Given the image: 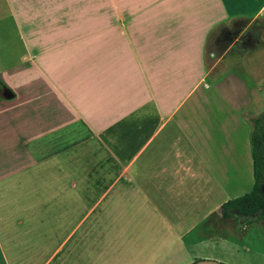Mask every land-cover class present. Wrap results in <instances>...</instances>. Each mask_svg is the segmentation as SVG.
<instances>
[{
	"label": "crops",
	"instance_id": "crops-1",
	"mask_svg": "<svg viewBox=\"0 0 264 264\" xmlns=\"http://www.w3.org/2000/svg\"><path fill=\"white\" fill-rule=\"evenodd\" d=\"M2 1L18 54L0 47V264L207 258L194 251L218 238L202 228L252 188L264 82L222 62L260 60L264 0ZM235 27L252 47L206 53ZM129 210L139 241L124 255L106 222Z\"/></svg>",
	"mask_w": 264,
	"mask_h": 264
},
{
	"label": "rangeland",
	"instance_id": "rangeland-1",
	"mask_svg": "<svg viewBox=\"0 0 264 264\" xmlns=\"http://www.w3.org/2000/svg\"><path fill=\"white\" fill-rule=\"evenodd\" d=\"M9 32L10 22L8 13L3 1L0 0V47L7 42V40H9L8 43L11 47H14L17 43L16 39H14V34H9ZM217 37L218 33L213 34L206 45V53H215L216 57L221 53V49L215 46ZM2 50L3 49L0 48V61L4 60V52ZM8 54L10 55V59H13L17 56L18 49H15V47L11 48ZM260 56V60L250 64L246 62L244 58L237 59L235 53H230L222 64L227 67L233 64L234 61L240 64V66H247L249 64L251 71L253 73L257 71L260 80L264 82V48ZM256 65L258 67L253 69ZM227 67L225 69L228 70ZM231 67L233 66L231 65ZM232 72L242 75V68L236 71L233 70ZM227 74L231 76L234 75L228 72ZM236 88H238V95H245L246 91L242 85L232 84L229 90H236ZM140 215L141 213L137 211H123L118 221H110L111 223L106 222L107 237L108 239L115 240L116 244L113 247H115V251L118 253H124L125 255L128 250L126 245L138 248V244L135 243L139 241L137 240L138 236H131V233L133 231V226L137 225L140 221ZM202 230L204 232V240H209L208 238H210V236H215L218 239H213V242L208 241V243H203L194 251L199 258L207 257L198 259V261L209 260L220 264H264V225L262 223L253 222L251 224H246L245 218L235 217L229 220H221L217 222V226L204 225ZM127 236L130 238L131 244H125V240L123 241ZM109 251L108 249V252ZM113 251L114 250L108 254V258L113 257ZM66 264H69V261H66Z\"/></svg>",
	"mask_w": 264,
	"mask_h": 264
},
{
	"label": "trees",
	"instance_id": "trees-1",
	"mask_svg": "<svg viewBox=\"0 0 264 264\" xmlns=\"http://www.w3.org/2000/svg\"><path fill=\"white\" fill-rule=\"evenodd\" d=\"M249 147L252 164V188L219 207V217L229 220L235 217L248 219L246 224L259 222L264 225V110L249 118Z\"/></svg>",
	"mask_w": 264,
	"mask_h": 264
},
{
	"label": "flooded vegetation",
	"instance_id": "flooded-vegetation-1",
	"mask_svg": "<svg viewBox=\"0 0 264 264\" xmlns=\"http://www.w3.org/2000/svg\"><path fill=\"white\" fill-rule=\"evenodd\" d=\"M254 29L249 28L242 31V28L235 27L231 31H224L216 39L215 46H229L230 51L238 52L244 48L252 47ZM264 47V43L262 45Z\"/></svg>",
	"mask_w": 264,
	"mask_h": 264
},
{
	"label": "water",
	"instance_id": "water-1",
	"mask_svg": "<svg viewBox=\"0 0 264 264\" xmlns=\"http://www.w3.org/2000/svg\"><path fill=\"white\" fill-rule=\"evenodd\" d=\"M261 191L263 193V197H264V186L261 188ZM248 219H246L247 221ZM193 264H220V263H216V262H213V261H209V260H199V261H196L194 262Z\"/></svg>",
	"mask_w": 264,
	"mask_h": 264
}]
</instances>
